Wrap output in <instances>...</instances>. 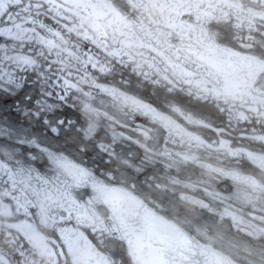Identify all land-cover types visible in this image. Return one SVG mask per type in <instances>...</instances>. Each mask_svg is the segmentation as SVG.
<instances>
[{
	"label": "snow or ice",
	"instance_id": "6c2138e0",
	"mask_svg": "<svg viewBox=\"0 0 264 264\" xmlns=\"http://www.w3.org/2000/svg\"><path fill=\"white\" fill-rule=\"evenodd\" d=\"M0 264H264V0H0Z\"/></svg>",
	"mask_w": 264,
	"mask_h": 264
},
{
	"label": "flooded vegetation",
	"instance_id": "af4514ba",
	"mask_svg": "<svg viewBox=\"0 0 264 264\" xmlns=\"http://www.w3.org/2000/svg\"><path fill=\"white\" fill-rule=\"evenodd\" d=\"M38 87V86H37ZM60 113H56V115H59ZM69 115H73L72 113H69ZM90 164H93V166H102L103 165V161L99 160L98 158L95 161L90 160L89 161Z\"/></svg>",
	"mask_w": 264,
	"mask_h": 264
}]
</instances>
